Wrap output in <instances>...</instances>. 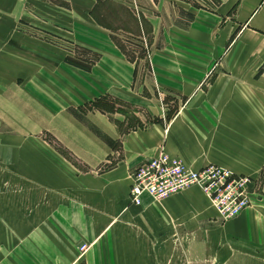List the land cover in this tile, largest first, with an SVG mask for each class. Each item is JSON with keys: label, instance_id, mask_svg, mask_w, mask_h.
<instances>
[{"label": "crops", "instance_id": "0c3cea01", "mask_svg": "<svg viewBox=\"0 0 264 264\" xmlns=\"http://www.w3.org/2000/svg\"><path fill=\"white\" fill-rule=\"evenodd\" d=\"M204 4L0 0V264L264 261V0ZM118 32L149 35V60L130 59ZM166 96L180 102L170 120ZM106 99L160 119L129 126L95 106ZM161 151L251 178V206L223 222L198 187L132 204L133 172Z\"/></svg>", "mask_w": 264, "mask_h": 264}, {"label": "built area", "instance_id": "2783aa9c", "mask_svg": "<svg viewBox=\"0 0 264 264\" xmlns=\"http://www.w3.org/2000/svg\"><path fill=\"white\" fill-rule=\"evenodd\" d=\"M254 181L219 166L196 171L180 159L161 151L155 158L138 166L132 175V204L141 205L142 197L161 202L186 189L198 187L211 200L223 222L239 217L251 206ZM89 246L79 248L84 254Z\"/></svg>", "mask_w": 264, "mask_h": 264}, {"label": "rangeland", "instance_id": "374dc122", "mask_svg": "<svg viewBox=\"0 0 264 264\" xmlns=\"http://www.w3.org/2000/svg\"><path fill=\"white\" fill-rule=\"evenodd\" d=\"M52 1L60 2L61 0H52ZM186 1H190L192 4H195L197 6H202V7L205 6L204 0H186ZM21 30L23 33L27 35L35 36L38 41H41V43L47 42L51 46L55 47L57 51H62L60 53H63L64 55L68 56L69 60L74 63H79L83 66L89 67L91 63L94 62L96 59V55L91 54L86 49L78 47L69 41H64L53 35V33H49L47 31H41L39 29L36 30L28 23H24L21 26ZM150 40L151 37L149 35L146 36L143 40L135 37H131L126 33H122V32H118L117 35L115 36L116 43L120 47H122V49L125 51L127 56L134 61H139V63H141V60L143 61L149 60ZM179 104L180 102L178 101L174 102L171 96H166V100H164V106L166 109H168V113L170 115H172L175 112ZM102 105L103 106L101 107L104 109V111L109 112L114 109L118 111L121 110L127 112V114H123L126 115L125 122H128L129 126L132 127L139 125H141V127L144 126L146 127L150 123L158 122V120L160 119L158 117H152L151 115H148V113L146 112L141 114L139 118L138 116L135 115V111H136L135 109H132L131 107H124L123 104L111 101L109 99L103 101ZM259 183L260 184L258 187L262 186L261 185L262 181H259ZM230 264H259V263L253 262L251 260H244V261L236 260L234 262H230ZM260 264H264V261H262Z\"/></svg>", "mask_w": 264, "mask_h": 264}, {"label": "trees", "instance_id": "16d2710c", "mask_svg": "<svg viewBox=\"0 0 264 264\" xmlns=\"http://www.w3.org/2000/svg\"><path fill=\"white\" fill-rule=\"evenodd\" d=\"M103 101H105V100H99V101H97L96 103H95V106L98 108L99 107V109H101V110H104L101 106H103L102 105V102ZM172 118V115H169L168 116V120H170Z\"/></svg>", "mask_w": 264, "mask_h": 264}]
</instances>
